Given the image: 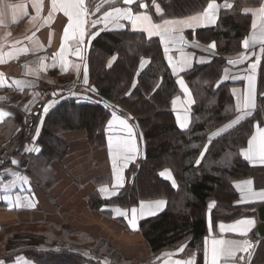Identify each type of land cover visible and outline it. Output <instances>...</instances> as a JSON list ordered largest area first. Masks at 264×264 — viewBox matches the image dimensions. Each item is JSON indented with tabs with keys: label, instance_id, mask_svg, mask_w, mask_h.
<instances>
[{
	"label": "trees",
	"instance_id": "16d2710c",
	"mask_svg": "<svg viewBox=\"0 0 264 264\" xmlns=\"http://www.w3.org/2000/svg\"><path fill=\"white\" fill-rule=\"evenodd\" d=\"M96 1L86 0L87 10H92ZM122 1L108 3L98 13L125 7ZM144 1L146 11L156 21L200 14L211 1L232 3L229 10L221 11L214 27L185 32L188 36L194 34L198 41L214 42L217 50V57L210 64L195 65L183 74L194 99L188 128L181 130L177 126L171 110L170 102L180 90L160 40L127 26L124 30L102 31L91 43L88 76L97 97L57 98V103L42 117L36 138L30 134L35 128H30L31 121L20 130L13 121H4L0 124V147L11 149L10 155L18 154L25 174L41 194L50 190L45 182L60 186L64 178L62 194L82 193L87 208L107 218L110 210H103L104 207L130 209L141 201L164 200L166 206L161 213L139 222V233L149 256L127 259L109 239L94 236L90 230L62 220L35 218L23 221V225L51 230V234L42 232L49 248L33 247L0 256L4 263L23 255L31 264H105L104 256L109 264H154L152 258L184 245V253L195 251L196 262L202 264L204 239L210 229L215 233L218 222L256 215L259 204H237L238 193L233 183L253 176L241 149L247 145L255 125L263 124L264 50L258 74L259 105L229 130L218 134L216 131L236 114L230 93L232 84L220 83L227 65L225 55L242 50V40L251 30V16L264 0ZM140 7L141 2H136L131 8L139 11ZM141 59L147 60V64L140 71ZM102 98L129 115L141 132L144 148L143 157L126 170L124 187L109 199H103L97 190L111 178L100 161L106 147L105 128L112 114L102 104ZM40 117L32 120L39 122ZM24 146L25 152L20 154V147ZM166 169L173 174L175 183L161 177ZM54 198L55 208L63 213L65 206L58 195ZM111 220L131 234L123 220Z\"/></svg>",
	"mask_w": 264,
	"mask_h": 264
},
{
	"label": "crops",
	"instance_id": "0c3cea01",
	"mask_svg": "<svg viewBox=\"0 0 264 264\" xmlns=\"http://www.w3.org/2000/svg\"><path fill=\"white\" fill-rule=\"evenodd\" d=\"M114 1L97 0L89 11L86 0H0V124L13 121L20 130L29 124L33 106L42 101L44 105H50L59 97L78 100L97 97L94 87L88 85L87 56L91 43L102 31H119L128 26L160 40L164 57L180 90L170 102L171 110L177 126L181 130L188 128L194 99L183 74L195 65L210 64L217 52L214 42L198 41L194 34L188 36L185 32L214 27L221 11L229 10L232 3L211 1L200 14L163 21L153 19L146 11L144 0H123L125 7L98 13L100 8ZM136 2H141L139 11L131 8ZM251 17V30L242 40V50L225 55L227 65L220 83L232 84L230 93L236 115L216 134L243 121L258 104V74L264 50V2ZM146 64L147 60L141 59L139 70ZM101 101L112 111L105 128L106 147L100 160L111 178L110 184L100 185L97 190L103 199H109L124 187L126 170L143 157L144 148L141 132L129 115L106 99ZM241 155L251 165L253 176L233 183L238 193L237 204L264 205V121L262 125H255ZM14 171H17L14 167H7L0 173V228L9 221L27 219L26 214L38 208L39 196L43 207L44 195L26 174ZM160 175L175 183L169 169ZM165 206L164 200H154L141 201L130 209L104 207L103 210H110L111 218L102 215L103 219H121L131 232L118 226V231L112 234L114 239H110L109 229H105L102 223L101 226L94 225L93 214L83 220L77 217L68 222L89 227L94 236L110 239L121 249L131 251H123L127 259H143L149 256V251L139 233V222L161 213ZM257 224V213L232 222H218L216 232L210 229L204 239L202 264H264V238L252 237ZM32 241L39 245L44 243L40 237ZM248 241L253 243L249 255L246 253ZM184 250L183 245L162 252L152 260L154 264H199L195 251L185 254ZM105 261L109 264L108 260L102 263ZM25 263L26 258L19 255L8 264Z\"/></svg>",
	"mask_w": 264,
	"mask_h": 264
},
{
	"label": "rangeland",
	"instance_id": "374dc122",
	"mask_svg": "<svg viewBox=\"0 0 264 264\" xmlns=\"http://www.w3.org/2000/svg\"><path fill=\"white\" fill-rule=\"evenodd\" d=\"M215 2H217V1H215ZM221 2H219V3H221ZM226 2H229V1H226ZM216 52H217V50H216ZM215 57H217V55ZM139 68H140V64H139ZM88 85H90V83H88ZM259 95H260V93H258V98H257L258 100L260 97ZM258 100H257L258 104L255 106L254 109H256L257 106L259 105ZM43 102L44 101H42V103L41 102L39 103V104H42V107L40 108V111H39V115H41L39 122L35 123V120H34L35 126H32V127H35L34 131H30V134L33 135L34 138H36L39 130L42 127V121H43L42 117L45 115L44 111H46L50 107L52 108V106H54L57 103V100L55 101V103L53 101V103H51L50 105H44ZM48 103H50V102H48ZM234 105H235V102H234ZM33 110H34L33 111V113H34L37 110V105L33 106ZM33 113L32 114L29 113L28 123L30 121H32V119L35 118V117H33ZM262 119L264 121V110L262 112ZM26 126L27 125H25V127ZM32 127H30V128H32ZM12 128L15 129L16 127L15 128L12 127ZM5 139H6V137H5ZM0 142L2 143V141H0ZM25 149H26L25 146H24V148L20 147L19 153L20 154L24 153ZM10 151H11V149H5V148L0 147V173L2 171L6 170L7 167H14V169L17 170V171H14L15 173L25 175V172H24L25 170H24V167H23L20 159L18 158V154L17 155H15V154L10 155V153H11ZM16 151H18L17 148H16L14 153H17ZM57 177L59 178V180L61 179V175L58 171H57ZM67 180L70 182L69 179H67ZM64 181L65 180L63 178L60 186L55 185V184L48 185L45 182V185L48 186L50 188V190H46L47 194L44 195L43 207L40 203L41 197L39 196L38 208L35 211L26 214L27 219L13 221V222L9 221L6 224H4L3 226H1L0 231H2V232L0 233V256L7 255L9 253H19V252L23 251V249L29 250V249H32L33 247L39 248V249H41V247L44 249L49 248V245L46 248L43 247V246H46L47 243H45V239H44V237H42L43 236L42 232L46 231V232H48V234H51L52 231L49 229L47 231L45 226L40 227L39 225H37L36 227H24L23 221H27L28 219H30L31 221H34L35 218H37V219L44 218V219H50L53 221L65 220L66 222H68V221L73 220L77 217L79 219H82V218H87V216L93 214L94 225L101 226V223H102V225L104 226L105 229H109L107 234L111 235V236H109L110 239H112V237L114 239V236H112V234L114 232L118 231L117 230L118 225L114 226V224L111 222V220L108 221V220H106L107 218L103 219L102 215H100L99 212H94V211L88 209L87 205H86L87 203L85 201H83L82 193L77 191V192H73V193H71V192L70 193H64L65 195L62 194L61 190H62V185H63ZM57 195L59 196V201L65 206L63 213H61V210L55 208V202H54L55 198L54 197ZM35 213H37V214L34 215ZM31 215H34V216L30 218ZM96 215L98 216V218ZM110 217L111 216L109 215V218ZM102 220H103V222H101ZM19 221H22V222H20L22 224V226H19ZM65 226H67V225H65ZM68 227H63V228H68ZM79 228L80 229H87L88 231L90 230L89 227H84V226L79 227ZM2 229H4V231ZM23 229H24V231H23ZM119 229H121V228H119ZM57 233H60V232L57 231ZM37 235H40V236H37ZM39 237L43 239V241H44L43 245L35 244L37 241H32L35 238H39ZM118 237H120V236H117V238ZM122 237H124V235ZM111 242H112V240H111ZM112 243L115 246L119 247V244H115L114 242H112ZM17 245H19L20 247H17ZM121 250H122V252L123 251L131 252L127 249H121ZM104 260H108V258L106 256H104ZM0 262H3V261L0 260ZM0 264H6V263L3 262ZM25 264H31V263L26 261ZM105 264H107V261H105Z\"/></svg>",
	"mask_w": 264,
	"mask_h": 264
},
{
	"label": "water",
	"instance_id": "95a60500",
	"mask_svg": "<svg viewBox=\"0 0 264 264\" xmlns=\"http://www.w3.org/2000/svg\"><path fill=\"white\" fill-rule=\"evenodd\" d=\"M42 107V104L37 105V110L33 113V116L36 117L39 115L40 108ZM34 124V120H32L29 124L30 127H32ZM257 217H258V224L254 229V235L256 239H262L264 238V205H261L257 210ZM249 242V249L246 251V253L249 255L251 252V249L253 247V243L251 241ZM243 262V259L241 260ZM244 264V263H241Z\"/></svg>",
	"mask_w": 264,
	"mask_h": 264
}]
</instances>
